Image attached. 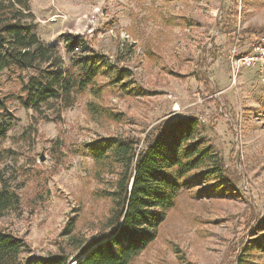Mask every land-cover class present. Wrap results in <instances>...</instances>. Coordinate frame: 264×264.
Masks as SVG:
<instances>
[{"label": "rangeland", "instance_id": "1", "mask_svg": "<svg viewBox=\"0 0 264 264\" xmlns=\"http://www.w3.org/2000/svg\"><path fill=\"white\" fill-rule=\"evenodd\" d=\"M233 3L237 28L264 34V0H29L34 32L57 46L64 68L70 58L58 36L83 35L128 70L131 91L100 76L98 97L86 90L59 115L47 106L39 114L18 100L21 82L35 71H0V98H10L0 170L19 197L16 209L0 216V228L23 239L21 260L54 253L70 224L81 235L92 234L106 216L109 201L83 144L124 135L142 145L166 121L190 116L235 186L220 181L199 193L211 180L184 190L132 264H237L239 257L263 264L264 253L250 247L264 211V70L240 66L231 82L234 38L224 21ZM239 45L240 53L248 51L246 40ZM91 103L123 120L94 116Z\"/></svg>", "mask_w": 264, "mask_h": 264}, {"label": "trees", "instance_id": "2", "mask_svg": "<svg viewBox=\"0 0 264 264\" xmlns=\"http://www.w3.org/2000/svg\"><path fill=\"white\" fill-rule=\"evenodd\" d=\"M232 5L224 21L230 37L246 40L257 35L256 30L237 28L238 6ZM32 17L29 0H0V71L11 67L35 71L20 84L23 96L18 100L24 108L42 114V107L47 106L59 115L74 104L79 93L89 90L98 97L104 88L97 84L100 76L111 86L131 91L125 82L128 70L110 62L83 35L64 32L58 36L70 58V66L64 68L57 46L37 37ZM9 99L0 98V143L9 120ZM89 111L99 118L123 120L119 112L98 104H89ZM139 142L131 136L108 135L82 145L93 161L96 181L103 185L102 195L109 201L106 216L92 234L81 235L70 224L62 231L66 239L54 253L23 261V239L0 228V264H69L70 258L77 264H132L155 240L167 212L184 190L211 180L213 184L199 193L210 192L220 181L235 186L194 117L172 118L142 145ZM6 158L7 151L0 147V163ZM18 203V194L0 170V216L16 209ZM257 229L261 233L250 249L264 253V211ZM246 261L239 257L237 264Z\"/></svg>", "mask_w": 264, "mask_h": 264}, {"label": "built area", "instance_id": "3", "mask_svg": "<svg viewBox=\"0 0 264 264\" xmlns=\"http://www.w3.org/2000/svg\"><path fill=\"white\" fill-rule=\"evenodd\" d=\"M240 38L235 37L228 53V65L231 73V82L235 83L239 67L258 66L264 70V34L252 35L246 39L248 51L240 53Z\"/></svg>", "mask_w": 264, "mask_h": 264}, {"label": "water", "instance_id": "4", "mask_svg": "<svg viewBox=\"0 0 264 264\" xmlns=\"http://www.w3.org/2000/svg\"><path fill=\"white\" fill-rule=\"evenodd\" d=\"M41 159H42V156H41ZM75 260H72V262H74ZM76 264H77V262H76Z\"/></svg>", "mask_w": 264, "mask_h": 264}, {"label": "bare ground", "instance_id": "5", "mask_svg": "<svg viewBox=\"0 0 264 264\" xmlns=\"http://www.w3.org/2000/svg\"><path fill=\"white\" fill-rule=\"evenodd\" d=\"M74 264H76V262Z\"/></svg>", "mask_w": 264, "mask_h": 264}]
</instances>
